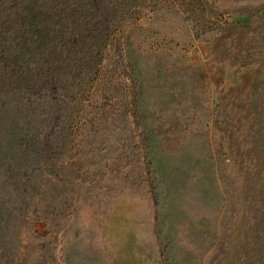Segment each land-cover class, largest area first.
<instances>
[{
  "label": "rangeland",
  "instance_id": "374dc122",
  "mask_svg": "<svg viewBox=\"0 0 264 264\" xmlns=\"http://www.w3.org/2000/svg\"><path fill=\"white\" fill-rule=\"evenodd\" d=\"M203 3L116 9L104 84L66 93L75 115L2 223L0 264H163L160 247L264 264V0ZM20 187L0 169V203Z\"/></svg>",
  "mask_w": 264,
  "mask_h": 264
},
{
  "label": "trees",
  "instance_id": "16d2710c",
  "mask_svg": "<svg viewBox=\"0 0 264 264\" xmlns=\"http://www.w3.org/2000/svg\"><path fill=\"white\" fill-rule=\"evenodd\" d=\"M123 6L127 0H0V169L21 186L8 193L19 207L0 203V243L2 223L30 204L36 166L60 148L53 138H63L64 113L75 115L66 93L98 96L113 50V14ZM160 254L164 264L161 247Z\"/></svg>",
  "mask_w": 264,
  "mask_h": 264
}]
</instances>
